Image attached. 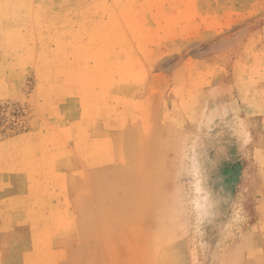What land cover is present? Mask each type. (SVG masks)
I'll return each mask as SVG.
<instances>
[{
	"label": "rangeland",
	"instance_id": "rangeland-1",
	"mask_svg": "<svg viewBox=\"0 0 264 264\" xmlns=\"http://www.w3.org/2000/svg\"><path fill=\"white\" fill-rule=\"evenodd\" d=\"M0 264H264V0H0Z\"/></svg>",
	"mask_w": 264,
	"mask_h": 264
}]
</instances>
